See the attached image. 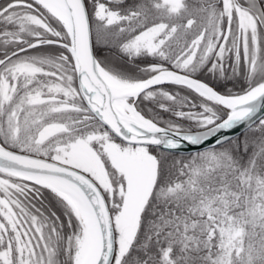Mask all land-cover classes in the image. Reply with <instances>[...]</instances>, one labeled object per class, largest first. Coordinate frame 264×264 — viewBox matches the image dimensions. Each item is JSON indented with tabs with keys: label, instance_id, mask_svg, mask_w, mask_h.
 Listing matches in <instances>:
<instances>
[{
	"label": "snow or ice",
	"instance_id": "obj_1",
	"mask_svg": "<svg viewBox=\"0 0 264 264\" xmlns=\"http://www.w3.org/2000/svg\"><path fill=\"white\" fill-rule=\"evenodd\" d=\"M0 264H264V0L0 3Z\"/></svg>",
	"mask_w": 264,
	"mask_h": 264
},
{
	"label": "trees",
	"instance_id": "obj_2",
	"mask_svg": "<svg viewBox=\"0 0 264 264\" xmlns=\"http://www.w3.org/2000/svg\"><path fill=\"white\" fill-rule=\"evenodd\" d=\"M4 2H5V0H0V3H4ZM102 54L107 55V53L98 52V55H102ZM111 58L117 60L116 59L117 58L116 56H112ZM210 82H211V80H210ZM220 83L222 84L223 82H220ZM231 86H232L231 83H228V87H231ZM164 87L168 88V87H173V86L165 85ZM220 90H224V89L222 87H220ZM157 111H159V110H157ZM161 115H163L165 118H168V114L167 113H161Z\"/></svg>",
	"mask_w": 264,
	"mask_h": 264
},
{
	"label": "flooded vegetation",
	"instance_id": "obj_3",
	"mask_svg": "<svg viewBox=\"0 0 264 264\" xmlns=\"http://www.w3.org/2000/svg\"><path fill=\"white\" fill-rule=\"evenodd\" d=\"M102 55H105V54H102ZM116 59H117V61L119 60V58H118V57H117ZM114 60H115V59H114ZM209 79H210V77H209Z\"/></svg>",
	"mask_w": 264,
	"mask_h": 264
}]
</instances>
